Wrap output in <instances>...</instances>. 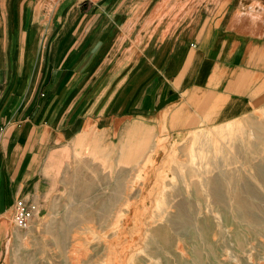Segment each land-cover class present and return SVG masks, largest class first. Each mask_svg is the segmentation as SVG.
<instances>
[{"label":"rangeland","instance_id":"obj_1","mask_svg":"<svg viewBox=\"0 0 264 264\" xmlns=\"http://www.w3.org/2000/svg\"><path fill=\"white\" fill-rule=\"evenodd\" d=\"M13 8L0 4L2 32L37 25ZM242 11L264 15V5ZM262 77L247 108L235 96L239 114L218 118L216 97L185 124L179 105L143 116L138 92L116 109L110 92L88 94L76 133L40 151L27 227L2 217L0 264H264Z\"/></svg>","mask_w":264,"mask_h":264},{"label":"crops","instance_id":"obj_2","mask_svg":"<svg viewBox=\"0 0 264 264\" xmlns=\"http://www.w3.org/2000/svg\"><path fill=\"white\" fill-rule=\"evenodd\" d=\"M9 2L13 18L37 25L0 30V250L2 217L30 200L40 151L76 133L88 94L110 92L116 109L138 92L143 116L179 105L175 124H185L216 97L218 118L239 114L235 96L247 108L263 81L264 15L242 9L264 0ZM43 94L44 111L34 109Z\"/></svg>","mask_w":264,"mask_h":264},{"label":"built area","instance_id":"obj_3","mask_svg":"<svg viewBox=\"0 0 264 264\" xmlns=\"http://www.w3.org/2000/svg\"><path fill=\"white\" fill-rule=\"evenodd\" d=\"M32 216V208L24 199H17L13 205L12 223L17 229H24Z\"/></svg>","mask_w":264,"mask_h":264}]
</instances>
